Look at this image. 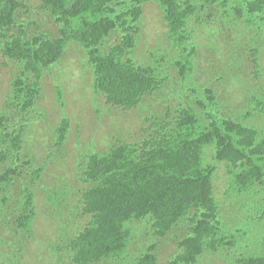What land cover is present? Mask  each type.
<instances>
[{
	"label": "trees",
	"instance_id": "obj_1",
	"mask_svg": "<svg viewBox=\"0 0 264 264\" xmlns=\"http://www.w3.org/2000/svg\"><path fill=\"white\" fill-rule=\"evenodd\" d=\"M149 2L161 9L170 44L181 56L188 55L177 62L185 95L175 106L176 117L161 119L156 112L150 113L156 114L151 119L143 115V134L138 139L116 138L106 151H91L78 159L74 184L69 188L46 184L45 166L38 167L42 164L28 144V126L39 112L45 73L68 56L72 44L88 57L94 93L114 108L131 110L139 106L148 94L165 85L167 72L171 76L169 70L138 63L133 57L143 7ZM42 4L50 15L51 22L46 25L52 32L35 33L34 37L3 35L2 41L4 56L19 68L9 102L26 114L17 116L13 111L7 116L0 110V192L5 193V203L10 199L6 193L22 186L16 205L11 202L8 211H0V264H28L27 240L36 234L39 215V183L54 188L58 198H52L49 192L48 197L59 201V241L49 236L47 243L35 251L46 264H158L154 250L132 255L133 261L127 262L135 241L133 231H142L140 226L146 221L153 223V235L164 239L171 232L185 231L168 264H200L208 252L236 244L235 237L229 240L223 235L214 176L225 164L234 190L260 191L264 185V120L243 123L221 117L216 90L196 86L199 81L194 79L196 67L189 46L192 44L194 53L191 33L195 26L207 23L205 12H211L208 17L219 26L218 15L227 16L231 24L243 20L259 41L243 42L238 34V41L230 45V64L225 67L238 77L249 75L246 63L236 57L243 45H251L255 54L264 47V0H42ZM23 7V0H0V32L16 28ZM113 34H118V43L108 48L106 42ZM256 67L259 73V62ZM259 78L261 96H256V108L264 113V71ZM27 116V128L17 131L20 119ZM251 117L252 113L248 114ZM65 118L54 129L44 164L48 159L59 162L67 156L71 123ZM207 147L213 148L210 163L205 162ZM76 196L80 198L73 200ZM85 218L87 225L77 230L78 220ZM236 264H264V254L243 255Z\"/></svg>",
	"mask_w": 264,
	"mask_h": 264
},
{
	"label": "rangeland",
	"instance_id": "obj_2",
	"mask_svg": "<svg viewBox=\"0 0 264 264\" xmlns=\"http://www.w3.org/2000/svg\"><path fill=\"white\" fill-rule=\"evenodd\" d=\"M23 1L24 7L18 13L16 28L0 32V110L4 111L7 116L14 114L13 111L17 116H24L26 113L17 105L9 102L12 82L19 68L2 52V41L5 40L3 35L34 37L35 33L52 32V28L46 25L51 20L49 13L42 9V0ZM143 10L141 29L137 36L138 44L134 49L133 57L138 63L158 65L167 69L171 76L168 72L166 73L165 85L147 95L141 107L139 105L136 109L125 110L107 106L104 98L96 96L97 94L93 91V78L88 65V57L81 48L72 44L68 49V56L56 68L45 73L42 81L43 91L39 105H37L39 112L34 123L29 126L18 123L17 131L27 126L30 128L28 144L32 152H35L37 162L42 164L38 167L45 166L44 182L46 184L69 188L74 184L75 165L78 159L91 151L99 153L106 151L116 138L117 140L138 139L143 134L141 130L143 115L151 119L156 114L150 113L156 112L161 119L176 117L175 106L183 100L185 95L181 87L182 75L179 73L180 68L177 62L184 60L188 55L181 56L168 41L162 11L157 3L149 2L145 4ZM123 11L127 12V9L123 7ZM210 14L211 12H205L206 24L197 25L194 31L191 30V41L195 43V52H192L191 44L189 53H192L190 58L196 67L194 79L199 81L196 86L200 90L203 88L216 90L215 102L218 100L220 103V107L217 108L220 112L222 111L221 117H231L243 123L249 120L251 123H258L264 120V113L256 108L258 107L256 96H261L258 95L260 89L257 85L262 83L259 77L264 71V47H259V54H255L251 50V45H243V51L238 52L236 58L246 63L249 75H241V77L234 75L231 69L225 67L226 63L230 64L228 58L232 57L230 45L234 40L238 41V34L243 42L250 44L252 41L258 42L259 37L251 32L252 28L243 20L234 21L231 24L227 16L218 15V21H221L219 26L208 17ZM214 33H216L215 39L211 38ZM117 38L118 34H113L106 42V46L108 48L115 46L119 40ZM228 38H230L229 41H227ZM255 42L252 43L253 47H256ZM221 59H223L222 62ZM258 62L261 66L259 73L256 67ZM188 94H192L190 90ZM197 98L198 96L193 93L192 99L195 101ZM250 113L253 115L252 119L248 118ZM64 116L72 119L65 150L67 156L59 162L56 159H48V163L44 164V156L48 153L47 147L53 141L54 129L58 127L60 119L63 120ZM151 124L152 122L147 125ZM212 151V147L205 149L206 163L211 162ZM225 166V164L221 165L215 174V195L224 225L223 235L229 240L235 237L236 244L225 245L218 251L208 252L202 257L200 264H236L243 255L261 256L264 254V185L261 184L263 187L260 186L258 192L239 193L232 188L234 183ZM22 185H24L23 182ZM21 187L19 184L13 188V193L11 191L6 193L10 196L6 203L5 193L0 192V211H8L7 207H11V202L16 205L21 198L19 196ZM37 195L36 205L39 215L35 223L36 234L33 238L30 235L27 240L30 243L25 256L28 264H46L41 257L37 258L35 251L47 243L49 236L54 241H59V201L53 202L48 195L54 199L58 196L54 188L44 183H39ZM79 198L80 196H76L73 200ZM260 217L263 218L260 219ZM86 222V218L78 220L77 230L87 225ZM140 228H143L142 231L138 229L133 231L135 241L131 245V253L127 258L128 263L133 261L132 255L137 256L140 253L154 250L158 255V264H168L177 241L183 239L186 234L184 230L179 229L176 233L171 232L166 239L157 237L153 235L155 228L150 221H146ZM48 264L56 263L52 261Z\"/></svg>",
	"mask_w": 264,
	"mask_h": 264
},
{
	"label": "clouds",
	"instance_id": "obj_3",
	"mask_svg": "<svg viewBox=\"0 0 264 264\" xmlns=\"http://www.w3.org/2000/svg\"><path fill=\"white\" fill-rule=\"evenodd\" d=\"M163 23L165 24V28H166V32H167V26H166V23L163 21ZM56 68V67H55ZM13 83V82H12ZM41 95H42V93H41ZM41 95H40V97H41ZM149 95V94H148ZM96 96H98V95H96ZM40 97H39V99H38V101L40 100ZM101 98H103L102 96H100ZM105 100V99H104ZM105 104L108 106L109 104H107L106 103V101H105ZM143 103L141 102V104H140V107H141V105H142ZM138 107V106H137ZM137 107H135V108H133V109H136ZM117 108V107H116ZM120 109H123V108H120ZM126 110V109H125ZM132 110V109H131ZM27 119H28V116L27 117H25V118H21L20 119V121L19 122H21V123H24V124H26L27 123ZM64 120H66V121H68V120H70V123H71V125H72V119H69L68 117H66ZM71 127V126H70ZM208 148V147H207ZM206 149V148H205ZM205 152V151H204ZM215 177V176H214Z\"/></svg>",
	"mask_w": 264,
	"mask_h": 264
}]
</instances>
